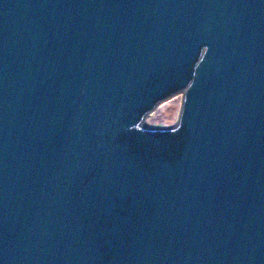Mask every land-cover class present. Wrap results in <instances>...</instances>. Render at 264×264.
I'll list each match as a JSON object with an SVG mask.
<instances>
[{
  "label": "water",
  "instance_id": "water-1",
  "mask_svg": "<svg viewBox=\"0 0 264 264\" xmlns=\"http://www.w3.org/2000/svg\"><path fill=\"white\" fill-rule=\"evenodd\" d=\"M0 264H264V0H0Z\"/></svg>",
  "mask_w": 264,
  "mask_h": 264
},
{
  "label": "rangeland",
  "instance_id": "rangeland-1",
  "mask_svg": "<svg viewBox=\"0 0 264 264\" xmlns=\"http://www.w3.org/2000/svg\"><path fill=\"white\" fill-rule=\"evenodd\" d=\"M181 102V95L164 102L147 118V123L156 126H169L175 124L178 119Z\"/></svg>",
  "mask_w": 264,
  "mask_h": 264
}]
</instances>
